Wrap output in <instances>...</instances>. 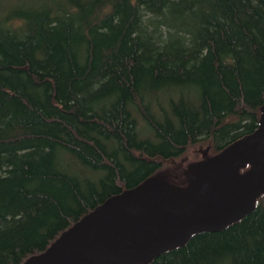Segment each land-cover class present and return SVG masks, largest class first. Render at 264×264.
<instances>
[{
	"label": "trees",
	"instance_id": "trees-1",
	"mask_svg": "<svg viewBox=\"0 0 264 264\" xmlns=\"http://www.w3.org/2000/svg\"><path fill=\"white\" fill-rule=\"evenodd\" d=\"M0 13V264L148 178L184 187L189 163L173 161L257 127L264 0H15ZM147 264H264V193Z\"/></svg>",
	"mask_w": 264,
	"mask_h": 264
},
{
	"label": "water",
	"instance_id": "water-1",
	"mask_svg": "<svg viewBox=\"0 0 264 264\" xmlns=\"http://www.w3.org/2000/svg\"><path fill=\"white\" fill-rule=\"evenodd\" d=\"M189 167L187 184L163 176L106 198L21 264H147L196 232L240 219L264 193V102L256 129ZM246 164L248 169L239 172ZM149 182L165 190L142 191Z\"/></svg>",
	"mask_w": 264,
	"mask_h": 264
},
{
	"label": "rangeland",
	"instance_id": "rangeland-1",
	"mask_svg": "<svg viewBox=\"0 0 264 264\" xmlns=\"http://www.w3.org/2000/svg\"><path fill=\"white\" fill-rule=\"evenodd\" d=\"M15 3V0H0V11H5L7 8L11 7ZM1 14V13H0ZM204 146L201 145H196L194 147H191L188 149V151L182 156L180 159H176L175 161L172 162L175 166L180 163H184L183 165L188 164V172H189V167L192 169L195 167L196 162H199L202 160L201 157V152L204 150ZM207 156V152L205 154V157ZM173 165V166H174ZM180 165V166H181Z\"/></svg>",
	"mask_w": 264,
	"mask_h": 264
},
{
	"label": "bare ground",
	"instance_id": "bare-ground-1",
	"mask_svg": "<svg viewBox=\"0 0 264 264\" xmlns=\"http://www.w3.org/2000/svg\"><path fill=\"white\" fill-rule=\"evenodd\" d=\"M151 189H154V190H165L167 189V186L161 182H149L148 184L144 185L142 189V191H149Z\"/></svg>",
	"mask_w": 264,
	"mask_h": 264
},
{
	"label": "flooded vegetation",
	"instance_id": "flooded-vegetation-1",
	"mask_svg": "<svg viewBox=\"0 0 264 264\" xmlns=\"http://www.w3.org/2000/svg\"><path fill=\"white\" fill-rule=\"evenodd\" d=\"M172 162V161H171ZM180 163H178V165H176V166H174L175 167V169H178L179 167H180Z\"/></svg>",
	"mask_w": 264,
	"mask_h": 264
}]
</instances>
